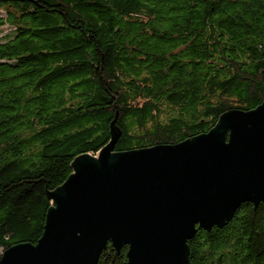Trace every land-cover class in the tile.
<instances>
[{"label": "trees", "instance_id": "16d2710c", "mask_svg": "<svg viewBox=\"0 0 264 264\" xmlns=\"http://www.w3.org/2000/svg\"><path fill=\"white\" fill-rule=\"evenodd\" d=\"M264 103V0H0V260L36 245L73 162L173 146ZM190 264H264V203ZM108 245L98 264H126Z\"/></svg>", "mask_w": 264, "mask_h": 264}, {"label": "water", "instance_id": "95a60500", "mask_svg": "<svg viewBox=\"0 0 264 264\" xmlns=\"http://www.w3.org/2000/svg\"><path fill=\"white\" fill-rule=\"evenodd\" d=\"M116 139L73 162L49 193L42 238L7 250L0 264H98L109 244L129 248L126 264H190L197 229L264 203V103L173 146L114 153Z\"/></svg>", "mask_w": 264, "mask_h": 264}]
</instances>
